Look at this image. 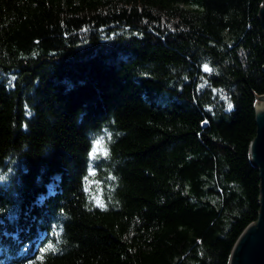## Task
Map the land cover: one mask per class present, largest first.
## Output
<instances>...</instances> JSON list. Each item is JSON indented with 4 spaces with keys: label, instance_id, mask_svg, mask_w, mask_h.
Masks as SVG:
<instances>
[{
    "label": "trees",
    "instance_id": "obj_1",
    "mask_svg": "<svg viewBox=\"0 0 264 264\" xmlns=\"http://www.w3.org/2000/svg\"><path fill=\"white\" fill-rule=\"evenodd\" d=\"M261 2L0 0V264H228Z\"/></svg>",
    "mask_w": 264,
    "mask_h": 264
},
{
    "label": "water",
    "instance_id": "obj_2",
    "mask_svg": "<svg viewBox=\"0 0 264 264\" xmlns=\"http://www.w3.org/2000/svg\"><path fill=\"white\" fill-rule=\"evenodd\" d=\"M258 19L264 40V0L259 7ZM264 96L255 112V135L249 145L250 163L258 169L259 211L256 221L249 223L237 238L228 264H264Z\"/></svg>",
    "mask_w": 264,
    "mask_h": 264
},
{
    "label": "snow or ice",
    "instance_id": "obj_3",
    "mask_svg": "<svg viewBox=\"0 0 264 264\" xmlns=\"http://www.w3.org/2000/svg\"><path fill=\"white\" fill-rule=\"evenodd\" d=\"M205 70L206 71H209L210 69H208L207 66H205ZM229 107H231V105H229Z\"/></svg>",
    "mask_w": 264,
    "mask_h": 264
},
{
    "label": "bare ground",
    "instance_id": "obj_4",
    "mask_svg": "<svg viewBox=\"0 0 264 264\" xmlns=\"http://www.w3.org/2000/svg\"><path fill=\"white\" fill-rule=\"evenodd\" d=\"M257 103H258V100L255 102V106L257 105Z\"/></svg>",
    "mask_w": 264,
    "mask_h": 264
},
{
    "label": "rangeland",
    "instance_id": "obj_5",
    "mask_svg": "<svg viewBox=\"0 0 264 264\" xmlns=\"http://www.w3.org/2000/svg\"><path fill=\"white\" fill-rule=\"evenodd\" d=\"M262 98H264V97H262ZM259 99H260V98H258V101H259Z\"/></svg>",
    "mask_w": 264,
    "mask_h": 264
}]
</instances>
